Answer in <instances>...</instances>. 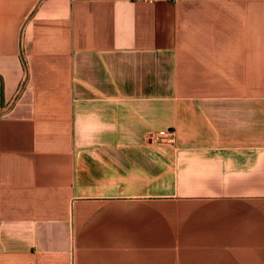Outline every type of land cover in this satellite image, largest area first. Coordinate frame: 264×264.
I'll return each instance as SVG.
<instances>
[{
  "label": "crops",
  "instance_id": "crops-1",
  "mask_svg": "<svg viewBox=\"0 0 264 264\" xmlns=\"http://www.w3.org/2000/svg\"><path fill=\"white\" fill-rule=\"evenodd\" d=\"M0 264H264V0H0Z\"/></svg>",
  "mask_w": 264,
  "mask_h": 264
},
{
  "label": "built area",
  "instance_id": "built-area-1",
  "mask_svg": "<svg viewBox=\"0 0 264 264\" xmlns=\"http://www.w3.org/2000/svg\"><path fill=\"white\" fill-rule=\"evenodd\" d=\"M146 138L151 141H167L173 140V132L170 130H159L152 133H147Z\"/></svg>",
  "mask_w": 264,
  "mask_h": 264
}]
</instances>
